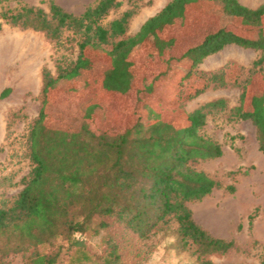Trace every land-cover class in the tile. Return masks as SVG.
Here are the masks:
<instances>
[{"label":"trees","instance_id":"1","mask_svg":"<svg viewBox=\"0 0 264 264\" xmlns=\"http://www.w3.org/2000/svg\"><path fill=\"white\" fill-rule=\"evenodd\" d=\"M10 1L20 0L0 3ZM121 5V0H98L76 15L52 1L49 12L23 6L0 13L12 26L44 33L54 47L69 48L75 41L79 49L76 61L57 63L56 75L47 67L42 70L41 109L27 134L32 169L12 202L0 206V262L22 254L25 264H57L64 250L76 248L79 256L72 263L89 264L92 259L84 236L95 224L97 229L110 227L108 219L112 218L142 241L170 231L175 222L178 245L193 247L198 264H236L207 258L228 253L236 243L211 234L188 206L223 186L193 163L223 155L222 145L202 131L210 114L228 108L226 99L206 102L188 112L182 123L155 115L120 132L100 131L93 125L104 116L111 99L128 98L136 90L141 81L136 67L140 51L147 50V59L166 57L168 63L161 73L143 78L141 90L148 93L159 81L176 79L183 69L173 70L170 63L188 56L190 64L182 84L187 83L189 89L192 77L197 83L188 99L211 88H239V104L231 108L230 119L250 120L255 125L259 150L264 154V86L255 92L251 88L257 75L264 82V4L252 8L239 0H171L138 33L126 38L130 20L137 13L135 5L108 25L102 23ZM197 7L219 16L220 23L175 58L170 51L176 39L164 33L185 26L191 9ZM66 32L72 37L64 40ZM232 44L260 52L249 70L242 66L234 70L232 63L210 73L197 69L205 58ZM92 53L108 61L100 72L91 67ZM88 85H95L96 92L79 106L84 120L52 123L51 107L60 101L57 95L84 91ZM11 92L7 87L0 100ZM226 188L235 189L233 185ZM253 219L250 216L251 222ZM119 262L118 245L111 243L103 264ZM259 264H264V252Z\"/></svg>","mask_w":264,"mask_h":264},{"label":"rangeland","instance_id":"2","mask_svg":"<svg viewBox=\"0 0 264 264\" xmlns=\"http://www.w3.org/2000/svg\"><path fill=\"white\" fill-rule=\"evenodd\" d=\"M52 1L67 11L79 15L98 0L10 1L0 3V13L5 10L16 11L23 6L41 7L49 12ZM121 1L122 5L113 9L102 23L108 25L135 5L137 13L130 20L128 31L123 37L126 38L138 33L143 24L171 0ZM239 1L252 8L264 4V0ZM207 10L192 8L189 22L185 26L178 25L164 33L166 37L176 39L170 51L173 57H181L190 46L200 41L207 32L220 23V17L216 14H208ZM0 24H2L0 36L11 41L8 72L13 89L18 92L10 98L9 103L21 105L15 111L14 108L9 111L8 132L5 138L0 139V206H3L9 205L21 191L23 179L32 169L28 157L27 134L30 124L41 109L42 70L47 67L56 75L57 63L76 61L79 49L75 41L69 48L54 47L44 33L12 26L1 17ZM71 35V32H66L63 36L64 40L72 37ZM259 56V51L232 44L205 58L197 69L210 73L232 63L234 70L239 71V66L249 70ZM90 60L93 71L100 72L108 64L102 55L95 53L90 54ZM189 64L188 56L172 61L170 67L173 70L182 67L183 71H179L178 77L173 76L176 79L172 81L168 79L159 81L154 85L153 92L148 93L145 92L146 90H141L143 78L148 80L156 73H161L167 69L168 63L166 57L147 59V50L140 51L136 56V67L141 81L136 90L128 98L111 99L104 116L93 126L100 131L120 132L133 125L135 121L151 120L155 115L182 123L188 112L206 102L218 98L226 99L228 108L210 114L202 131L222 145L223 155L216 159L193 163L196 169L206 172L220 181L223 186L214 189L210 195L200 201L189 202L188 206L195 220L211 234L236 243L235 248L228 253L210 254L207 256L208 259L218 263L259 264L264 252V154L259 150L256 127L250 120L230 119L231 108L239 104L241 93L239 88H211L197 97L188 99L194 91L191 87L197 85L195 77L188 80L191 85L189 89L187 83L182 84L186 80ZM263 86L262 78L255 76L251 86L252 92ZM92 88H95V85L84 87V91H69L62 93L63 96L58 94L57 99L60 101L51 107V122L69 123L84 120V113L79 106L93 97L96 90ZM230 185L235 188L233 192L226 188ZM239 202L242 206L235 210L234 207ZM250 216H254L252 222ZM108 220L111 222L110 227L97 229L95 224L84 236L85 249L92 259L89 264L93 262L103 264L104 255L111 243L118 245L119 264H198L193 254V247L183 249L178 245L177 237L173 233V229L177 226L175 222L170 231L161 232L152 240L142 241L123 223L112 218ZM75 249L64 250L57 264H79L72 263L79 256ZM25 261L26 258L22 254H17L7 257L0 264H25ZM81 264H84V261H81Z\"/></svg>","mask_w":264,"mask_h":264},{"label":"crops","instance_id":"3","mask_svg":"<svg viewBox=\"0 0 264 264\" xmlns=\"http://www.w3.org/2000/svg\"><path fill=\"white\" fill-rule=\"evenodd\" d=\"M10 39L0 36V94L7 88L11 87L12 92L10 95L2 100H0V139L6 137L8 132V122L7 116L11 109L16 110L19 108L20 104H11L9 100L15 93H18L13 89V85L11 84L9 72H8V57L11 47H10ZM12 105V107H9ZM6 109L7 111L5 112Z\"/></svg>","mask_w":264,"mask_h":264},{"label":"bare ground","instance_id":"4","mask_svg":"<svg viewBox=\"0 0 264 264\" xmlns=\"http://www.w3.org/2000/svg\"><path fill=\"white\" fill-rule=\"evenodd\" d=\"M241 206H242V203L239 202L238 204H236V206L234 207V209H235V210H237L238 208L240 209Z\"/></svg>","mask_w":264,"mask_h":264}]
</instances>
